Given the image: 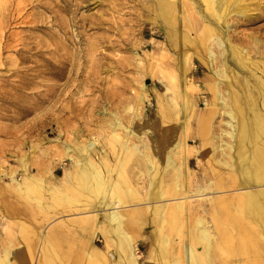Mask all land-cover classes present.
Masks as SVG:
<instances>
[{
    "label": "rangeland",
    "instance_id": "rangeland-1",
    "mask_svg": "<svg viewBox=\"0 0 264 264\" xmlns=\"http://www.w3.org/2000/svg\"><path fill=\"white\" fill-rule=\"evenodd\" d=\"M173 2L180 9L185 0ZM240 3L248 9L244 12L248 17H233L232 30L258 35V28L264 29V0ZM154 5L155 0H0V257L8 247L23 255L22 264H45L40 255L43 240L54 257L52 262L57 258L66 261L74 252L73 257L91 264L84 256L90 245L105 250L99 233L91 242L86 214L82 213L89 204L98 202L96 191L92 186L89 192L77 189L72 179L63 177L65 169L71 168L75 175L79 168L67 159V147L81 149L87 141H96L87 152L88 158L102 164L103 160L109 162L120 183L119 190L130 185L140 189L142 195L154 192L153 185L149 188L148 184L155 167L148 164V173L141 170L139 153L123 150L119 140L112 138L110 122L114 118L126 128L116 130L117 136L142 151L149 143L171 150L182 137L185 116L189 119L185 139L190 162L185 163L192 177L187 186L192 206H208V200H197L202 196L194 195V190L207 187L209 180L227 189L211 191L209 187L203 190L204 197L229 199L231 193V197L243 194L244 190L230 187L227 166L217 162L221 155L215 145L219 143L220 120L225 118L219 105L207 130L202 132L197 126L211 97L208 84L213 79L199 57L193 55V73L185 75L194 87L182 91L193 99L192 110L186 106L176 115L175 106L162 95L158 73L173 68L174 46L179 38L176 34L183 32L172 28L176 26L166 27L154 13ZM200 8L199 4L196 10ZM192 15L199 20L196 13ZM200 24L189 27L190 38L202 35L201 30L197 33ZM140 84L145 97L138 104L135 98ZM137 105L140 117L132 118ZM223 139L232 143L229 137ZM179 150L169 152L178 164L184 160ZM69 155L78 158L73 152ZM118 159L123 160V167L115 171ZM154 166H162L158 157ZM211 169L216 173L213 177ZM206 173L208 180L203 178ZM27 174L26 182L30 176L34 182L40 174L43 186L38 194L39 183L31 186V195L23 191V186L17 187ZM154 199L125 197L123 201L136 203L126 204L142 210L150 219L149 229H155V207L162 201L154 203ZM105 212L103 208L97 210L99 221ZM153 229L145 234L151 242L157 236ZM55 232L61 235L59 244L51 236ZM136 238L146 258L147 243L144 238ZM155 256L154 262L164 261L158 253ZM10 264L20 262L12 258Z\"/></svg>",
    "mask_w": 264,
    "mask_h": 264
},
{
    "label": "bare ground",
    "instance_id": "bare-ground-1",
    "mask_svg": "<svg viewBox=\"0 0 264 264\" xmlns=\"http://www.w3.org/2000/svg\"><path fill=\"white\" fill-rule=\"evenodd\" d=\"M155 1L156 5L152 9L156 16L166 27L181 28L183 38H186L184 42L182 35L171 30L173 36L178 35L179 38L174 46L173 68L165 69L167 72L162 69L158 73L157 81L162 83V95L166 102L175 106L176 115H180L186 106L192 110L193 99L182 91L186 87H194L185 75L193 73V55L199 57L213 79L208 84L211 97L205 103L207 108L198 119L197 126L202 132L207 130L211 116L219 112L215 106L219 105L220 113L225 118L220 120V133L217 137L219 143L215 145L221 155L217 162L227 166L230 173L227 183L230 187L244 191L238 197L229 194V199L207 198L203 190L209 187L213 188L211 191L227 189L220 186L218 181L209 180L207 187L194 190V195L202 196L197 200H208V206H192L187 187L192 177L186 166L187 160L188 163L190 160L186 156L188 151L185 139L189 119L184 116L182 137L174 142L171 150L158 149L149 143L141 151L136 145H128L127 139L117 136L116 130L124 131L126 128L119 118H114L110 122L113 126L112 138L119 140L123 150L135 149L139 153L141 170L148 173L149 165L155 167L149 174L148 184L149 188L153 185L154 192L142 195L140 189L134 190L130 185L119 190L120 183L108 160L105 159L108 163L103 160L106 166L103 171L101 161L92 162L88 158L87 152L96 141H87L81 149L67 147V159L79 168L74 171L76 176L71 168L65 169L64 179H72L78 185L77 189L80 187L85 192H89L92 186L99 197L96 205L89 204L82 213L86 214L91 242L99 233L105 250H99L93 243L84 256L86 254L91 264H140V259L143 260L142 264H158L154 262L156 253L164 260L161 264H264V29L258 28V35L239 34L232 30L235 26L232 23L233 17H248L244 13L248 9L243 7L241 0H185L180 9L173 0ZM199 4L201 8L196 10ZM193 13H196L199 20L193 17ZM198 24L200 27L197 33L201 30L202 35L197 34L192 39L187 30ZM167 33L170 39V30ZM205 79L208 80L209 75ZM184 81L187 84H183ZM139 89L135 98L138 104L143 103L145 97L143 84H140ZM138 113L137 105L132 111V118L140 117ZM224 137L232 139V143L224 140ZM176 148L180 149L184 159L179 164L175 156L169 153H174L173 149ZM69 152L78 155V158L75 159ZM128 155L124 154L125 160ZM153 156L155 161L152 160ZM156 157L162 163L160 168L154 166ZM82 158L87 161L85 165ZM122 163L123 160L118 159L115 171L123 167ZM141 170L139 172L142 175ZM210 171L211 176H215V170ZM39 175L34 177V182L32 176L26 182L29 176L25 175L22 185L17 187L23 186V191L31 195V186L39 183L36 190L38 194L43 186ZM203 178L208 180V173ZM125 197H155L154 203L162 201L155 207L158 222L155 229L152 228L157 233L155 243L146 239L145 235L147 231H152L149 229L150 219L142 210L129 208L130 205L126 204L128 201H123ZM99 208L106 211L102 221H99L97 213ZM51 236L57 244L62 240L57 232ZM136 236L144 238L147 243L146 258L140 253ZM40 255L45 264H84L83 260L73 257L74 252H70V258L66 261H59L56 257L57 260L52 262L54 257L47 250L46 240L40 246ZM109 257L113 261L110 262ZM12 258L23 263L21 253L6 247L0 257V264H10Z\"/></svg>",
    "mask_w": 264,
    "mask_h": 264
}]
</instances>
